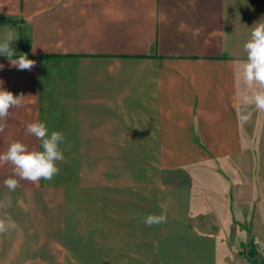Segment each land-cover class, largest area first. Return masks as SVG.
<instances>
[{
  "label": "crops",
  "instance_id": "obj_1",
  "mask_svg": "<svg viewBox=\"0 0 264 264\" xmlns=\"http://www.w3.org/2000/svg\"><path fill=\"white\" fill-rule=\"evenodd\" d=\"M258 22L264 0H0V39L13 30L36 61L0 55L3 88L25 97L0 154L39 148L31 122L66 139L51 181L10 192L0 164V218L16 224L0 264H228L239 222L264 221V112L239 118ZM162 205L167 222L147 226Z\"/></svg>",
  "mask_w": 264,
  "mask_h": 264
},
{
  "label": "clouds",
  "instance_id": "obj_2",
  "mask_svg": "<svg viewBox=\"0 0 264 264\" xmlns=\"http://www.w3.org/2000/svg\"><path fill=\"white\" fill-rule=\"evenodd\" d=\"M19 39L13 30H8L3 39H0V55L9 59L11 65L18 70L31 71L35 67L36 61L31 60L26 54L16 56L12 43ZM243 50L246 53V60L241 62V75L245 84V90L241 93V109L239 118L247 122L251 112L249 108L254 105L259 112H264V22H258L252 27L250 39L244 43ZM4 64H0L3 70ZM4 81L0 79V132L7 127V120L10 109L23 106L24 94L14 95L3 88ZM258 86V87H257ZM28 135L40 141L39 148H29L20 141L10 143L7 150L0 154V164L11 165L12 177L4 181L5 187L10 191H15L20 186V181L37 183L41 179L51 181L59 174L58 162L64 161V154L61 148L66 143L62 132H49L45 123L31 122L25 127ZM15 177V178H14ZM18 178V179H17ZM11 206V199L6 195L0 201V209ZM147 226L158 225L167 222V206H161V214H149L143 221ZM16 224L10 217L0 218V234L14 229Z\"/></svg>",
  "mask_w": 264,
  "mask_h": 264
},
{
  "label": "rangeland",
  "instance_id": "obj_3",
  "mask_svg": "<svg viewBox=\"0 0 264 264\" xmlns=\"http://www.w3.org/2000/svg\"><path fill=\"white\" fill-rule=\"evenodd\" d=\"M218 185L216 187L215 190V196H217L218 199H222L224 197H230V198H234V193L230 192L229 194L226 193V184H222L220 182H217ZM245 193L249 194L250 190H247L246 188H244ZM248 197V196H247ZM260 216V214L258 215V217ZM264 216V213H263ZM253 217V216H252ZM247 220L246 221H242L239 222V224L244 227V231H243V235L239 236V237H234L231 236V242H237V243H241L239 245V247L236 248H232V252H228V256H229V263L228 264H243L245 263L246 259H248L251 255V252H256V256L252 258V260L256 263V264H264V253H260L258 252L252 245V240L255 237H259L264 239V221L259 222H251L250 221V217L249 215L247 216ZM262 223V225H260ZM252 224L256 225V228L253 226ZM238 233V232H236ZM252 257V256H251Z\"/></svg>",
  "mask_w": 264,
  "mask_h": 264
},
{
  "label": "built area",
  "instance_id": "obj_4",
  "mask_svg": "<svg viewBox=\"0 0 264 264\" xmlns=\"http://www.w3.org/2000/svg\"><path fill=\"white\" fill-rule=\"evenodd\" d=\"M252 245L258 252L264 253V239L255 237L252 240ZM243 264H256V263L252 260L251 257H249L248 259H246L245 263Z\"/></svg>",
  "mask_w": 264,
  "mask_h": 264
},
{
  "label": "trees",
  "instance_id": "obj_5",
  "mask_svg": "<svg viewBox=\"0 0 264 264\" xmlns=\"http://www.w3.org/2000/svg\"><path fill=\"white\" fill-rule=\"evenodd\" d=\"M251 256L255 257L256 256V252H251Z\"/></svg>",
  "mask_w": 264,
  "mask_h": 264
}]
</instances>
